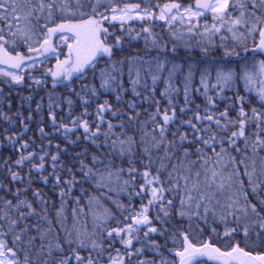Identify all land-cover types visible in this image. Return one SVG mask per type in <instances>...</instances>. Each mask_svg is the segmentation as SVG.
Instances as JSON below:
<instances>
[{
    "label": "snow or ice",
    "instance_id": "obj_1",
    "mask_svg": "<svg viewBox=\"0 0 264 264\" xmlns=\"http://www.w3.org/2000/svg\"><path fill=\"white\" fill-rule=\"evenodd\" d=\"M0 66V264H264V0H0Z\"/></svg>",
    "mask_w": 264,
    "mask_h": 264
},
{
    "label": "trees",
    "instance_id": "obj_2",
    "mask_svg": "<svg viewBox=\"0 0 264 264\" xmlns=\"http://www.w3.org/2000/svg\"><path fill=\"white\" fill-rule=\"evenodd\" d=\"M129 2H140V0H129ZM159 2L160 3H164L165 0H159ZM185 2H187V0H185ZM133 27L139 28L140 25L136 24L134 22L133 23ZM156 30L160 31L159 28H157ZM117 34H120V33L117 32ZM164 34H165V39L169 40V51H168V59H169V61L177 63V64H180L182 66V71L180 73H177L176 77L174 78L175 81L178 84L182 85L183 76L187 74L188 67L189 66H197L205 59V57L202 56V54L200 52V49L195 46L196 45V41L199 38L198 37L194 38L193 41H192V46L189 47V48H185L182 44L178 45L176 53L172 54L171 53V40L167 36V30L166 29H164ZM64 51L66 52V49ZM145 51H146V46H145V42H144L143 38H141L139 40H128L125 43V50L122 53H120V55L121 56H130V55H135L136 53H140L141 55H143ZM161 54L163 55V53H161ZM51 63L54 65L55 61L53 60V61H51ZM0 67H3V66H0ZM168 67L169 68L171 67V63L168 64ZM34 74L39 75V72H36ZM167 75H168V73H167V71H165L163 73V77H166ZM0 79H2V78H0ZM125 80H126V87L129 88V92L124 96L125 103L128 102V101H131L133 99H136L137 104H138V109L137 110L141 113V117H140L141 120L148 119V114L151 113V112H154L155 111V107L152 106L150 104V102H148V101H143L142 102V98H134L132 96L131 91H130L131 85L129 83H127V77H125ZM150 83H151V81L149 79V84ZM211 83L214 84L215 81L212 80ZM193 85H194V87H197V88L200 87V85H199V74H197L196 77L194 78ZM164 87H165V84H164V80L162 78L161 81H159L158 84H157V93H156V98L161 101V107L162 108L163 107H167V101L160 96V93L163 91ZM239 87L241 89V95H243L244 92H243V82L242 81L240 82ZM5 91L7 92L8 89L6 88ZM19 91L21 92V94H24V95L28 94L27 91L24 90V89H20ZM40 94L43 95L42 92ZM144 95H148V93H144ZM226 95L231 97V96L234 95V93L232 91H228L226 93ZM13 98H14V105H19L20 99H19V96L16 95V91H13ZM103 98L104 99H109L110 101H112V103L114 105L116 104L114 97L112 95H110V94L109 95H105ZM194 98H195V102L196 103L203 104V102H204L203 101V97L200 96L198 93L195 94ZM176 102H177L178 105H181V106L183 105V95H182V93L177 98ZM218 104H219V102H218ZM219 106L223 107L222 104H220ZM0 107H2V105H0ZM120 107H122V108L125 107V104H121ZM77 114H79V109L77 110ZM189 115H191V114L189 113ZM109 118L113 119L114 123L117 122L115 120V118H112V117H109ZM33 127H35V126L33 125ZM7 154L8 153L6 151L3 153V155H5V156ZM125 166H127V165H125ZM136 167L138 169H140V171H143V167H142L141 164L138 163L136 165ZM39 186L43 189V192H44L46 198L49 200V205H48L49 213H50V215L54 216L55 209L52 207V201H55L56 206L58 207L59 206V198H58V196H55V195L52 194V192L50 190L51 189L50 185L48 187H45L43 185H39ZM97 194L99 195V193H97ZM108 195H110L113 200H117L118 199L125 205H127L129 203V200H128V197H127L126 193L112 192V193H109ZM103 203L108 208H110L116 214V216L118 218L123 219V216L120 215V213L117 211L115 206L111 203V201L104 200ZM134 203H135V206L138 208L139 207V202L138 201H134ZM72 206L73 205H71V203H70L69 204V208H68L69 223H71V207ZM33 222H35V221H33ZM90 224H91V218L89 217V226H90ZM112 226H116L114 221L112 222ZM33 235H36V233L33 232ZM35 244L38 247L41 244V241L39 239H37L35 241ZM117 247H120V245L117 244ZM121 250H123V249H121Z\"/></svg>",
    "mask_w": 264,
    "mask_h": 264
}]
</instances>
